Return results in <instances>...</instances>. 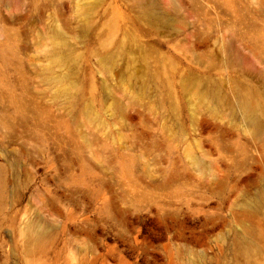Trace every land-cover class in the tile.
I'll return each mask as SVG.
<instances>
[{
  "label": "rangeland",
  "instance_id": "1",
  "mask_svg": "<svg viewBox=\"0 0 264 264\" xmlns=\"http://www.w3.org/2000/svg\"><path fill=\"white\" fill-rule=\"evenodd\" d=\"M0 264H264V0H0Z\"/></svg>",
  "mask_w": 264,
  "mask_h": 264
},
{
  "label": "bare ground",
  "instance_id": "2",
  "mask_svg": "<svg viewBox=\"0 0 264 264\" xmlns=\"http://www.w3.org/2000/svg\"><path fill=\"white\" fill-rule=\"evenodd\" d=\"M241 108L243 110V113H244V119H245V122L254 127V118H253V115L247 110V108L245 107L244 104L241 105ZM249 108V107H248Z\"/></svg>",
  "mask_w": 264,
  "mask_h": 264
}]
</instances>
